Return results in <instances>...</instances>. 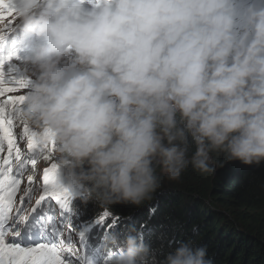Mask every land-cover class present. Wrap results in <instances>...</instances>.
Returning <instances> with one entry per match:
<instances>
[{"label":"clouds","instance_id":"9594fccd","mask_svg":"<svg viewBox=\"0 0 264 264\" xmlns=\"http://www.w3.org/2000/svg\"><path fill=\"white\" fill-rule=\"evenodd\" d=\"M11 7L10 32L35 39L0 42V58L16 53L10 67L29 81L14 93L26 97L21 119L54 137L37 182L58 165L71 198L67 210L51 201L46 214L63 228L64 243L82 255L85 232L89 264H213L207 246L190 240L161 258L135 228L99 232L103 214L114 213L84 220L80 202L141 206L162 176L177 180L189 165L214 173V152L264 163V5L11 0Z\"/></svg>","mask_w":264,"mask_h":264},{"label":"trees","instance_id":"16d2710c","mask_svg":"<svg viewBox=\"0 0 264 264\" xmlns=\"http://www.w3.org/2000/svg\"><path fill=\"white\" fill-rule=\"evenodd\" d=\"M194 151L195 145L189 157ZM212 158L214 173L189 165L177 180L162 176L154 198L141 206H101L83 198L80 217L98 219L106 210L113 212L124 235L139 230L161 258L190 240L207 246L213 264H264V163L245 165L227 160L223 152Z\"/></svg>","mask_w":264,"mask_h":264},{"label":"snow or ice","instance_id":"6c2138e0","mask_svg":"<svg viewBox=\"0 0 264 264\" xmlns=\"http://www.w3.org/2000/svg\"><path fill=\"white\" fill-rule=\"evenodd\" d=\"M14 12L11 0H0V40L10 31ZM15 56L13 52L0 58V264H89L85 232L79 233L85 252L77 255L64 243L63 228L54 214H46L51 201L67 210L71 193L59 183L55 162L43 169L37 182L38 161H52L55 140L50 132L33 130L21 119L26 97L14 93L25 90L29 81L10 67ZM29 211L33 215H27Z\"/></svg>","mask_w":264,"mask_h":264},{"label":"rangeland","instance_id":"374dc122","mask_svg":"<svg viewBox=\"0 0 264 264\" xmlns=\"http://www.w3.org/2000/svg\"><path fill=\"white\" fill-rule=\"evenodd\" d=\"M20 131V129H19ZM24 145V141H22V145ZM34 201V199H33ZM31 213V212H30ZM117 216L115 214L110 213V215H108L107 217H103V219H101L102 222H104L105 227L102 229H98L99 232H104L107 231L108 229L111 230H117V234L118 236H124L123 233L119 230V224L118 222H114V219H116Z\"/></svg>","mask_w":264,"mask_h":264},{"label":"bare ground","instance_id":"6f19581e","mask_svg":"<svg viewBox=\"0 0 264 264\" xmlns=\"http://www.w3.org/2000/svg\"><path fill=\"white\" fill-rule=\"evenodd\" d=\"M94 247V246H93ZM95 248V247H94ZM96 251V250H95Z\"/></svg>","mask_w":264,"mask_h":264}]
</instances>
